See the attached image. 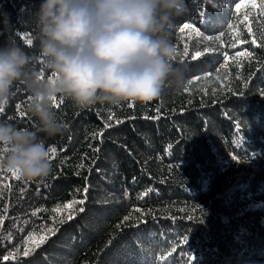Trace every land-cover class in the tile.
<instances>
[{"label": "trees", "instance_id": "obj_1", "mask_svg": "<svg viewBox=\"0 0 264 264\" xmlns=\"http://www.w3.org/2000/svg\"><path fill=\"white\" fill-rule=\"evenodd\" d=\"M38 3L0 0V42L38 56ZM166 32L179 85L148 104L61 101L48 177L0 172V264H264V0H184ZM28 98L14 84L0 119L34 128Z\"/></svg>", "mask_w": 264, "mask_h": 264}, {"label": "clouds", "instance_id": "obj_2", "mask_svg": "<svg viewBox=\"0 0 264 264\" xmlns=\"http://www.w3.org/2000/svg\"><path fill=\"white\" fill-rule=\"evenodd\" d=\"M184 0H39L31 13L39 41L30 55L10 34L0 42V109L17 82L28 93L34 128L0 119V172L24 182L48 177L51 139L65 134L58 106L148 104L182 72L170 62L176 49L166 28ZM42 63L47 72L35 68Z\"/></svg>", "mask_w": 264, "mask_h": 264}, {"label": "snow or ice", "instance_id": "obj_3", "mask_svg": "<svg viewBox=\"0 0 264 264\" xmlns=\"http://www.w3.org/2000/svg\"><path fill=\"white\" fill-rule=\"evenodd\" d=\"M54 151H55V149H51V152H54ZM84 191L86 192L87 189L85 188ZM73 203H75V202H73ZM79 203L83 204L84 201L81 200V201H79ZM72 206H73L72 204H67V205H65V207H68V208H71ZM80 211H83V209L81 208ZM71 218H72V216L70 215V216L68 217V219H71ZM126 219H127V218H126ZM61 223H63V221H61ZM47 232H48V233H52L53 235L55 234V232H54L53 229H51V228H49V229L47 230ZM47 238H48V235H47V233H45L43 236L38 237L37 239H38L39 243L42 244V243H44V242L47 240ZM37 246H38V245H37Z\"/></svg>", "mask_w": 264, "mask_h": 264}]
</instances>
